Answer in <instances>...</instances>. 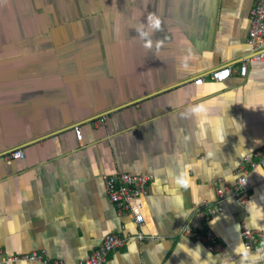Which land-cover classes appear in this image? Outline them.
Wrapping results in <instances>:
<instances>
[{"label": "crops", "instance_id": "obj_1", "mask_svg": "<svg viewBox=\"0 0 264 264\" xmlns=\"http://www.w3.org/2000/svg\"><path fill=\"white\" fill-rule=\"evenodd\" d=\"M253 3L0 0V264H41L9 260L32 252L75 264L109 233L126 241L106 264H264V241L247 253L240 235L264 230V167L248 174L245 205L215 192L264 148V61L237 72ZM150 13L161 24L149 47L137 28ZM224 66L232 75L212 80ZM221 109L223 144L208 119ZM13 150L23 158L4 159ZM116 172L150 174L143 225L107 199ZM186 231L210 232L221 251Z\"/></svg>", "mask_w": 264, "mask_h": 264}, {"label": "built area", "instance_id": "obj_2", "mask_svg": "<svg viewBox=\"0 0 264 264\" xmlns=\"http://www.w3.org/2000/svg\"><path fill=\"white\" fill-rule=\"evenodd\" d=\"M249 27L247 33V44L249 47V55L238 66L237 72L240 76H245L247 71V63L252 61H264V0H254L253 6L249 11ZM231 66H224L211 72L210 78L216 82L228 79L232 73ZM202 78L196 79L195 84H201ZM75 136L81 140V131L79 128L74 130ZM24 154L21 150H13L4 154V159L23 158ZM264 167V148L256 150L252 154L245 155L239 159L237 167V176L235 185L228 186L218 179L215 186L217 198L220 201L233 199L237 204L245 205L247 203L246 191L249 188L248 174L256 167ZM244 178V183H241ZM151 180L149 173L134 174L129 172H116L109 174L104 179V186L107 199L114 206L118 216H128L137 225H143L144 217L141 210V200L147 195V187ZM222 209L221 206L208 208V214L213 216L217 211ZM185 233V232H184ZM183 233V234H184ZM185 235L193 236L207 245L209 251H221L220 244L216 237L210 232H206L203 236L196 235L186 231ZM240 235L243 241L244 249L247 253H253L259 249V245L264 241V230L251 229L246 224H242ZM139 239H143L142 234H138ZM126 239L117 233H109L105 235L100 243L92 250L91 254L75 264H106L107 256L110 252L119 249L124 245ZM9 260L31 262L37 261L41 264H66L62 260H48L44 254L32 252L21 256L9 257Z\"/></svg>", "mask_w": 264, "mask_h": 264}, {"label": "clouds", "instance_id": "obj_3", "mask_svg": "<svg viewBox=\"0 0 264 264\" xmlns=\"http://www.w3.org/2000/svg\"><path fill=\"white\" fill-rule=\"evenodd\" d=\"M147 26L141 25L137 28V32L139 34V37L144 41L145 46H151L152 45V39H151V31L154 29H159L160 28V18L158 16H156L155 14L150 13L147 17ZM208 109L206 106H200L197 107L195 109H193V111L197 112V113H204L206 112ZM226 115V112L224 110H220L218 111L215 115L208 117V119L210 120V123L213 126V134H214V140L217 143L223 144L225 141V131L223 128V116ZM234 124L237 125V129L236 131H233L232 133L234 135H237L239 137V140L244 139L243 136H240V130L243 127V125L241 124V122H238L235 118L231 117ZM209 156L212 155V152L209 151L208 153ZM264 174V173H262ZM178 184H183L185 187L188 186V178L186 176V174L182 173L181 174V178H179L177 180ZM241 183H244V178H241ZM251 207H255L254 202H252ZM186 247V246H185ZM196 249H200V246L197 245L196 248L191 249L193 252H195Z\"/></svg>", "mask_w": 264, "mask_h": 264}, {"label": "snow or ice", "instance_id": "obj_4", "mask_svg": "<svg viewBox=\"0 0 264 264\" xmlns=\"http://www.w3.org/2000/svg\"><path fill=\"white\" fill-rule=\"evenodd\" d=\"M160 23H161V21H160Z\"/></svg>", "mask_w": 264, "mask_h": 264}]
</instances>
